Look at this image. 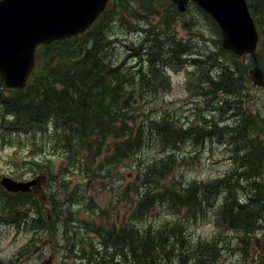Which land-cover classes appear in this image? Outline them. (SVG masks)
Instances as JSON below:
<instances>
[{
	"label": "trees",
	"instance_id": "16d2710c",
	"mask_svg": "<svg viewBox=\"0 0 264 264\" xmlns=\"http://www.w3.org/2000/svg\"><path fill=\"white\" fill-rule=\"evenodd\" d=\"M115 2L86 31L39 45L34 72L21 89L5 93L0 80V144L13 134L34 133L43 127L55 142L52 150L65 159L57 173L83 170L89 180L103 177L99 170L105 171L110 162L131 155L136 158L131 166L136 169L133 180L123 189L136 196L133 199L131 193L128 195L131 208L126 223L116 227L101 219L95 226H86L75 218L80 228L73 232L78 236L65 246L60 264H66L69 254L75 256L73 264H210L222 254L219 243L191 242L184 233L188 223L204 216L210 206L218 208L222 228L237 230L241 238L248 239L242 238L239 249L245 263L254 245L249 235L260 229L259 222L264 219V141L259 139L264 120L247 105L243 108L246 101L242 84L250 79L251 61L232 68L222 65L221 71L213 75L211 70L217 68L219 54L230 51L221 46V40L216 43L217 51L208 48L205 54L195 50L187 53V63L198 70L188 76L187 82L188 91L197 99L193 102L195 122L187 127L176 126L170 103L165 109L149 106L154 98L169 92L164 69L182 61L185 50L171 44L173 36L166 30L146 40L143 58L140 50L133 49L141 61L137 68L124 66L125 58L114 64L107 50L115 41L107 33L110 19L119 13ZM246 2L259 43L264 38V0ZM164 12L161 15L170 19L177 10L174 5ZM169 25L171 29L172 23ZM256 62L264 72L260 54ZM208 140L233 146L228 157L232 166L210 181L184 179L182 175L178 179L173 170L175 149L187 142L198 146ZM146 146L158 150L157 156L141 159L138 154ZM101 153L104 156L94 168ZM50 160L40 162L37 170L53 179L57 175H53L56 170ZM61 186L65 190V183L48 186L46 214L40 211L45 203H40L33 192L0 190V225L23 224L36 233L42 229L37 237L40 243L43 238L54 241L56 234L66 238L69 228L64 226L59 231L54 224L63 223L61 205L77 195V186L63 199ZM158 203L176 213L177 218L166 219L160 225H140L142 217ZM84 229L93 237L85 238ZM33 239L14 257L0 259V264H19L20 256L37 251ZM229 244L225 243L226 250L232 249Z\"/></svg>",
	"mask_w": 264,
	"mask_h": 264
},
{
	"label": "rangeland",
	"instance_id": "374dc122",
	"mask_svg": "<svg viewBox=\"0 0 264 264\" xmlns=\"http://www.w3.org/2000/svg\"><path fill=\"white\" fill-rule=\"evenodd\" d=\"M169 1L116 0L115 7L119 13L110 19V31L107 33L109 38L114 39L115 42L114 46L112 44L110 46L111 49L107 50V56L112 58L111 60L114 64L118 63V60L125 58L124 66L133 65L137 68L141 61H139L138 53L133 49L140 50L143 58L142 52L148 45L146 40H150L151 35L154 37V35L170 30L169 36H173L171 44H174L175 47L178 46L179 49L182 47L185 53L181 56L182 61L180 60L178 64L166 66L167 68L164 69V72L168 84V87L167 84L166 87L169 92L154 98L152 100L153 103L149 107L161 105L160 109H165L166 105L170 103L175 114V125L187 127L191 121H194L193 111L195 109L193 108V102L197 99L188 91V80L185 77L191 76L190 73H193V71L194 73L198 71L196 68L191 67L190 63H187L189 57L187 53L195 50L203 51L205 54L209 53L208 48L217 51L216 43L221 40V33L215 22L208 16L206 17L203 10L204 13L200 12V8L193 3L184 11H177L176 14L172 13V17L167 19L161 14L165 13L164 11L168 12V9L172 10V7H174L175 4H171V1ZM112 4L113 0H111L108 7H111ZM147 4L150 7L149 10L144 7H148ZM169 22L172 23L171 29H169ZM263 39L260 38L256 53L260 54L261 59L264 61ZM219 55L218 69L211 70L213 75L218 73L217 70L221 71L222 65L232 68L237 63H245L246 66L249 60L251 61V66L254 65V60L250 55H238L230 51ZM242 85L244 87L243 93L245 94L244 100L246 101L243 108L247 105L253 112H258L260 118L264 120V87L255 86L251 79L244 81ZM203 113L206 114V111H203ZM205 118L207 119L209 116L206 115ZM230 118L231 116H229L228 120ZM255 136L256 133L253 134V138ZM259 139L264 141V130L259 135ZM110 142L108 139V143ZM54 144L55 142H52L50 134L43 132V127L36 128L34 133L13 134L8 137L4 144H0V178L7 176L17 181H26L35 176H42L43 179L32 186L30 190L36 195L40 203H45L40 209L45 214L48 206L46 204L48 203V198L45 197V193L50 190L48 188L49 185L65 183V190L62 186L61 190H59L62 191L61 199L77 186V195H74L70 201H66L61 205V209H63L62 217H64L63 223L57 222L54 224V228L59 231L64 226L69 228L67 237H60L56 234L54 241H47L43 238L41 240L43 242L40 243L37 237L42 229H39L36 233L33 230L28 231L26 225L23 224L3 223L0 225V259L14 257L20 248L28 246V241L34 238L33 242L38 244L37 251L28 252L26 255L20 256L19 264H60L63 259L61 256H63L65 246H67L68 242L74 243V236H78L77 233L73 232L74 228H80L79 222H75V218L81 223H86V226H91L90 224L95 226L100 223L101 219L102 223H104L105 219L108 224H115L116 227L126 223L131 208L129 207L128 195L131 193L133 199H136V196L132 192H123V189L133 180L136 169L131 166L137 162L136 158L131 155L129 158L108 163L105 171L99 170V173L103 174V177L99 179L89 180L83 170L77 169L59 175L57 170L64 167L65 162L63 163V161L65 159L52 150V147L55 148ZM146 147L138 154L141 159L157 156L158 150ZM232 148V145L220 144L209 140L198 146H194L190 142L181 144L175 149L174 174L178 179L180 175L184 179L204 181L215 179L232 166V159L228 158L231 154L229 149ZM56 149L60 150V148ZM108 152H110V149H108ZM50 156H52L51 160ZM103 156L104 153H101L95 159L94 168ZM48 159L52 162L53 171L54 169L56 170L53 175L57 176L53 179H49L37 170V165ZM107 170L108 172H106ZM261 180H264V170ZM3 189H5L3 186L0 187V190ZM28 211L30 210L28 209ZM176 216V213L171 212L167 206H162L158 203L155 208L142 217L140 225H160L166 219H176ZM179 216L181 217V215ZM259 224L261 225L260 229L249 235V241L254 245L250 249V257L245 263H242L243 258L239 249L242 246V238L246 237L242 236L241 238V233H238L237 230L228 229L226 226L222 228L219 225L218 208L216 206L208 207L204 216L199 217L195 222H189L188 228L184 233L191 242L199 240L219 243L222 254L217 261L210 264H264V219ZM51 228L54 229L53 227ZM83 233L85 238L93 237L85 229ZM244 240L247 241L248 239ZM228 241L230 242L228 246L232 247L231 250H226L225 243ZM69 255L65 263L73 264L75 256ZM251 255L254 260H252Z\"/></svg>",
	"mask_w": 264,
	"mask_h": 264
},
{
	"label": "water",
	"instance_id": "95a60500",
	"mask_svg": "<svg viewBox=\"0 0 264 264\" xmlns=\"http://www.w3.org/2000/svg\"><path fill=\"white\" fill-rule=\"evenodd\" d=\"M178 11L188 2L198 5L216 22L221 45L238 55L249 54L248 70L255 86L264 87V72L256 62L258 32L245 0H171ZM107 0H0V80L6 92L21 89L34 70L35 48L40 44L72 37L85 31L105 7ZM42 180L0 178L9 192L30 191Z\"/></svg>",
	"mask_w": 264,
	"mask_h": 264
}]
</instances>
